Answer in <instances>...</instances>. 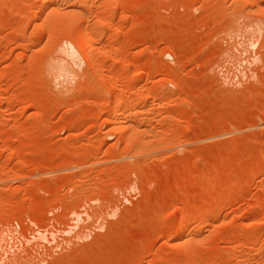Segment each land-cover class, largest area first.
<instances>
[{
    "label": "rangeland",
    "instance_id": "rangeland-1",
    "mask_svg": "<svg viewBox=\"0 0 264 264\" xmlns=\"http://www.w3.org/2000/svg\"><path fill=\"white\" fill-rule=\"evenodd\" d=\"M0 264H264V0H0Z\"/></svg>",
    "mask_w": 264,
    "mask_h": 264
},
{
    "label": "bare ground",
    "instance_id": "bare-ground-1",
    "mask_svg": "<svg viewBox=\"0 0 264 264\" xmlns=\"http://www.w3.org/2000/svg\"><path fill=\"white\" fill-rule=\"evenodd\" d=\"M43 4V3H42ZM53 5V4H52ZM256 5V4H255ZM44 6V5H43ZM41 7V6H40ZM43 8V7H42ZM37 10H39V9H37ZM42 10V9H41ZM61 12V11H60ZM65 13H70V11L69 12H65ZM71 14V13H70ZM59 16V15H58ZM68 16H70L69 14H68ZM37 17V16H36ZM63 17V16H62ZM72 19H66V20H70L71 22H73L72 20L74 19L77 23L78 22H80V20H81V14L80 13H77L76 12V14H73L72 15ZM57 20V19H56ZM65 20V19H64ZM59 21V20H58ZM61 21V20H60ZM63 21V20H62ZM69 22V21H68ZM71 22H70V25H71V29H73V31H74V33H73V35L74 36H72L74 39H73V41L75 40V38L77 39L78 38V44H77V42H76V44L77 45H79V47H80V49H82V50H84V52H85V54L87 55H85V58L87 57L88 59H86V61L87 60H89V57L91 58V51L89 50L90 49V42H91V39H92V33H91V31H93V30H90V29H88V28H86V27H81L83 30H82V32H80L79 30H80V24H81V22H80V24L78 25V24H71ZM76 22H74V23H76ZM55 23V22H54ZM57 23V22H56ZM59 23H62V22H59ZM67 23V22H66ZM63 24V23H62ZM78 27H77V26ZM62 26V25H61ZM94 28V27H93ZM41 29V28H40ZM48 31V30H47ZM78 32H80L79 34H81V35H79L78 34ZM50 34V33H49ZM38 35V34H37ZM75 35H77V36H79V37H75ZM93 35H94V33H93ZM115 35V34H114ZM96 36V35H95ZM33 38V37H32ZM113 38V37H112ZM76 41V40H75ZM83 55H84V53H83ZM64 64V63H63ZM92 65V64H91ZM118 99V98H117ZM120 102V100L118 99V100H115L114 101V104H120L119 103ZM121 102H122V100H121ZM127 104V103H126ZM115 106V105H114ZM112 107V106H111ZM139 108H141V107H139ZM127 109V108H126ZM111 110V109H110ZM123 110V109H122ZM127 111V110H126ZM111 112V111H110ZM141 112V111H140ZM108 116V115H107ZM111 123V122H110ZM124 129H125V127H124ZM127 131V130H126ZM129 131V130H128ZM132 131V130H131ZM132 133V132H131ZM122 137H123V135H122ZM125 137V136H124ZM129 139H130V137H129ZM129 139H128V141H129ZM127 141V140H126ZM131 141V140H130ZM126 143V142H125ZM129 142H127V144H128ZM131 144H133V143H131ZM129 146H130V144H129ZM133 147V146H132ZM181 234V233H180ZM180 237V236H179Z\"/></svg>",
    "mask_w": 264,
    "mask_h": 264
}]
</instances>
